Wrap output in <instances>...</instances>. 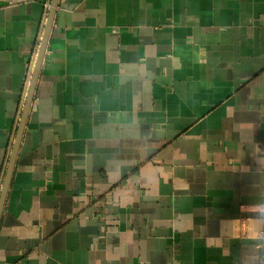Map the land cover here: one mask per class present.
I'll return each instance as SVG.
<instances>
[{
	"label": "crops",
	"instance_id": "crops-1",
	"mask_svg": "<svg viewBox=\"0 0 264 264\" xmlns=\"http://www.w3.org/2000/svg\"><path fill=\"white\" fill-rule=\"evenodd\" d=\"M51 0H0V192ZM0 264H264V0H60Z\"/></svg>",
	"mask_w": 264,
	"mask_h": 264
},
{
	"label": "water",
	"instance_id": "water-1",
	"mask_svg": "<svg viewBox=\"0 0 264 264\" xmlns=\"http://www.w3.org/2000/svg\"><path fill=\"white\" fill-rule=\"evenodd\" d=\"M59 1L60 0H51V3H50L51 6L48 11L47 21L44 27L42 39L39 45V50L37 52V57H36L35 64L32 70L31 79L29 82L26 98H25V101L22 107L21 115L19 118V123L16 129V135H15L16 137L13 143V149H12V152L9 158L5 178L3 180V184H2V188L0 192V223H1V218L3 215L5 203L7 200L8 191L11 185L13 173L15 170V165H16L19 149L21 146L25 128L27 126V122H28L30 112L32 109V105L34 102L35 92L37 89V85H38V81H39V77L41 73V67H42V64L45 58L51 30H52L54 19H55L57 9L59 6Z\"/></svg>",
	"mask_w": 264,
	"mask_h": 264
}]
</instances>
